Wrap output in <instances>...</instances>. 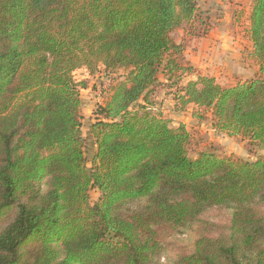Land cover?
<instances>
[{"label":"trees","instance_id":"16d2710c","mask_svg":"<svg viewBox=\"0 0 264 264\" xmlns=\"http://www.w3.org/2000/svg\"><path fill=\"white\" fill-rule=\"evenodd\" d=\"M197 6L0 0V264H264V160L190 158L185 127L150 108L160 73H195L171 34L193 26ZM248 21L253 79L223 88L197 76L176 85V101L264 150V0L251 1ZM97 64L129 73L96 111L88 170L87 85L73 73ZM211 210L228 223L204 219Z\"/></svg>","mask_w":264,"mask_h":264},{"label":"rangeland","instance_id":"374dc122","mask_svg":"<svg viewBox=\"0 0 264 264\" xmlns=\"http://www.w3.org/2000/svg\"><path fill=\"white\" fill-rule=\"evenodd\" d=\"M197 29L195 26L183 25L179 30L180 33L183 31V33L188 34V32H191V34L196 35L195 31ZM204 30L205 28L200 31V34ZM171 37L175 43L181 38L180 34L177 33L172 34ZM128 73L129 70L122 68L106 71L101 64H97L92 71L81 69L73 73L77 82L84 81L87 85V88L80 92L81 108L79 116L83 154L88 170L92 168L96 151V144L91 135V127L98 119L96 111L98 107L106 103L112 95L113 89L126 80ZM189 79V76H186L180 80H167L160 73L149 101L152 111H158L163 118L167 119L172 129L183 125L188 131L191 138L187 146L188 156L194 159L200 152L210 151L217 157L232 161L255 162L259 159L264 160V150L250 146L247 140L241 137H227L214 132L211 128L208 113L198 111L192 106H188L184 111L180 110V106L176 101L177 86L184 85ZM141 104L142 102L139 103V105ZM99 196L98 190L91 189L89 192L90 205L96 204ZM203 218L220 225L228 223V215L217 210L209 211Z\"/></svg>","mask_w":264,"mask_h":264},{"label":"crops","instance_id":"0c3cea01","mask_svg":"<svg viewBox=\"0 0 264 264\" xmlns=\"http://www.w3.org/2000/svg\"><path fill=\"white\" fill-rule=\"evenodd\" d=\"M251 1L198 0L193 24L198 28L196 35L180 33V28L172 33L180 34L176 43L184 44V58L195 71L189 80L205 76L229 88L253 79L256 66L248 57L252 50L248 36Z\"/></svg>","mask_w":264,"mask_h":264},{"label":"built area","instance_id":"2783aa9c","mask_svg":"<svg viewBox=\"0 0 264 264\" xmlns=\"http://www.w3.org/2000/svg\"><path fill=\"white\" fill-rule=\"evenodd\" d=\"M103 106V105H102Z\"/></svg>","mask_w":264,"mask_h":264}]
</instances>
